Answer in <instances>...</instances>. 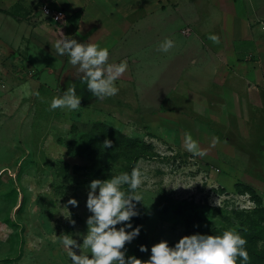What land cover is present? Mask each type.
Returning <instances> with one entry per match:
<instances>
[{
    "label": "rangeland",
    "instance_id": "obj_1",
    "mask_svg": "<svg viewBox=\"0 0 264 264\" xmlns=\"http://www.w3.org/2000/svg\"><path fill=\"white\" fill-rule=\"evenodd\" d=\"M220 1L197 0L187 15L170 10L175 16L171 21L153 18L152 28L124 48L136 58L133 63V55H128L132 63L127 70L133 78H118V93L103 99L94 97L79 80L84 75L79 65L57 54L55 35L63 19H44L39 10L36 17L10 13V18L0 9V264H71L62 239L72 235L83 243L91 214L86 208L90 181L122 172L123 157L112 154L109 169L94 177L96 166L68 150L71 141L81 145V136L90 133L95 123L152 144V154L136 164L143 176L136 189L143 199L136 203L145 241L136 237L126 243L127 255L147 260L151 246L160 240L174 245L189 230L214 235L213 226L224 231L243 225L258 234L257 248L264 249V101L257 105L243 98L236 102L225 95L201 93L187 98L170 94L162 102L155 89L148 92L146 83L159 80L158 88L165 77L174 82L180 77L209 76L194 67L210 66L218 54L189 53L199 47V40L187 38L183 46L179 29L187 34L192 24L186 18L216 25L214 33L223 53L234 39L243 45L248 31L253 35L262 31L264 0H242L234 32L225 31ZM166 37L176 44L164 53L159 44ZM184 65L191 71L181 72ZM71 83L82 97L81 107L50 109L51 100ZM186 132L206 151L205 156L186 150ZM244 185L259 200L244 191ZM70 197L78 206L67 204ZM142 244L148 252L139 250ZM74 251L90 253L83 246Z\"/></svg>",
    "mask_w": 264,
    "mask_h": 264
},
{
    "label": "clouds",
    "instance_id": "obj_2",
    "mask_svg": "<svg viewBox=\"0 0 264 264\" xmlns=\"http://www.w3.org/2000/svg\"><path fill=\"white\" fill-rule=\"evenodd\" d=\"M220 43L216 34L209 37ZM176 42L166 37L159 50L167 53ZM58 55H67L72 65H79L84 75L79 80L86 84L88 91L96 98L115 96L119 89L115 82L128 69V61L109 63L110 50L96 43L78 42L70 35H62L55 42ZM76 84L71 83L61 96L51 100L50 109L78 110L81 106ZM216 140L213 138V145ZM112 141L105 138L103 146L110 148ZM184 146L194 156L203 157L207 153L201 149L190 132L185 133ZM143 183L140 168L112 175L108 179H93L87 192L86 208L91 213L86 219L87 234L80 244L72 235H65L62 244L68 249L71 264H248L250 257L245 247L247 240L235 228L226 229L219 235L194 233L182 236L174 245L160 240L150 248L147 260L135 255H127L126 243L139 236L142 225L133 226L132 218L139 215L136 202L142 201L138 189ZM127 186V190L125 188ZM78 201L70 197L67 204L78 206ZM70 215V213H69ZM75 224L74 220L70 221ZM119 225V227H117ZM83 246L89 252L77 254L74 249ZM141 252H148L146 245H140Z\"/></svg>",
    "mask_w": 264,
    "mask_h": 264
},
{
    "label": "crops",
    "instance_id": "obj_3",
    "mask_svg": "<svg viewBox=\"0 0 264 264\" xmlns=\"http://www.w3.org/2000/svg\"><path fill=\"white\" fill-rule=\"evenodd\" d=\"M198 2L197 0H0V9L9 12L10 18L12 14L18 18L23 16L36 17L39 15L37 12L39 10L42 18L51 21L49 15L44 13V8L62 10L65 16L56 32L55 37L57 39L62 35H70L78 42L96 43L100 47H108L110 50L109 63L122 57L120 60H127L128 69H131V63H134L136 58L130 52H125L124 48L139 39L146 29L152 28L149 23L154 22L153 18H157L159 22L169 21L172 17L175 18L169 13L170 10H174L178 15L181 12L187 15L186 13L195 9ZM243 2L242 0L241 2L240 0L220 1L222 23L226 32H234L235 15L237 16L238 9L243 7ZM187 5H193V8L189 10L183 8ZM186 19H189L192 24L189 26L187 34L183 32L184 30L179 29L184 39L183 46H185L187 38L197 39L199 40L197 44L199 47L196 49L194 47L195 51L191 48L189 53L202 54L210 50L209 52L213 51L218 54L217 62L204 68L194 67L197 72L201 71L206 74L208 71L209 76L207 78L200 74L194 80L180 77L173 82V80L168 81L165 77L158 88H156L157 83L161 81L146 82L148 88L150 87L148 92L155 89V95L162 102L170 94L174 97L187 98L188 95L199 97L202 95L201 93H210L231 97V100L236 102H242L243 98V100L257 103V105L258 102L262 104L264 101V28L262 22L260 24L261 32L258 31L253 35L254 32L248 31L245 35L246 39L243 40V45H239V42L234 39L229 49L223 53L218 49V44L209 38L210 35L215 34L216 25L213 23L208 25L209 23L199 22L193 18ZM182 20L183 25H185V19ZM176 28L174 27V29ZM229 36L232 35L229 34ZM121 50L123 53L119 52ZM128 55H133L131 63ZM195 63H198L197 60ZM189 68L184 65L179 69L184 72ZM122 76L132 79L134 75L127 70ZM238 80L240 82L242 80V88L239 86ZM168 88H170L169 91ZM243 135L247 138L248 134Z\"/></svg>",
    "mask_w": 264,
    "mask_h": 264
},
{
    "label": "trees",
    "instance_id": "obj_4",
    "mask_svg": "<svg viewBox=\"0 0 264 264\" xmlns=\"http://www.w3.org/2000/svg\"><path fill=\"white\" fill-rule=\"evenodd\" d=\"M100 126L102 128L101 130L99 129ZM81 137L83 143L81 145H76L73 141H71L68 143V150L73 151L72 153L74 155L86 157V159L92 162V166H96L95 172L93 173L94 177L98 176L102 172H106L109 169V157L112 154L123 157L122 172L129 173L133 168H136L139 158L152 154L151 143L145 142L142 139L128 138L118 129L105 125L104 123H95L90 133L83 134ZM105 138L112 141L110 148H104L103 141ZM244 186V191H248L254 195L256 200H259L258 196L254 193L250 186ZM125 188L127 190V186H125ZM132 222L133 226L142 225L140 214L133 217ZM237 230L240 231L241 235L247 240L245 247L250 257L248 264H264V249H258L256 245L258 234L250 233V231L243 225L238 227ZM194 232V230H189L188 234H194ZM212 232H214V235H219L222 234L223 230L213 226ZM142 233L143 227L141 228L138 237L144 242L145 239ZM196 233L204 232L199 230ZM238 264H240V261H238Z\"/></svg>",
    "mask_w": 264,
    "mask_h": 264
},
{
    "label": "built area",
    "instance_id": "obj_5",
    "mask_svg": "<svg viewBox=\"0 0 264 264\" xmlns=\"http://www.w3.org/2000/svg\"><path fill=\"white\" fill-rule=\"evenodd\" d=\"M44 13L49 15V17L53 20V21H59L61 19L64 18V12L62 10H52L50 8H44ZM262 27L264 28V22H262Z\"/></svg>",
    "mask_w": 264,
    "mask_h": 264
}]
</instances>
